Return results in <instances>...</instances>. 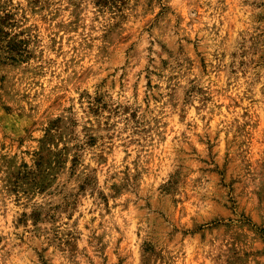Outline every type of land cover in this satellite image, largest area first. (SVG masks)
Wrapping results in <instances>:
<instances>
[{
  "label": "rangeland",
  "instance_id": "obj_1",
  "mask_svg": "<svg viewBox=\"0 0 264 264\" xmlns=\"http://www.w3.org/2000/svg\"><path fill=\"white\" fill-rule=\"evenodd\" d=\"M0 264H264V0H0Z\"/></svg>",
  "mask_w": 264,
  "mask_h": 264
}]
</instances>
